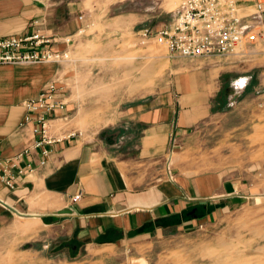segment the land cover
I'll use <instances>...</instances> for the list:
<instances>
[{
	"label": "crops",
	"instance_id": "0c3cea01",
	"mask_svg": "<svg viewBox=\"0 0 264 264\" xmlns=\"http://www.w3.org/2000/svg\"><path fill=\"white\" fill-rule=\"evenodd\" d=\"M71 1L0 0V36L30 33L39 19L47 33L74 39L58 44L71 51L70 62L0 65V234L19 218L28 219L22 223L25 229L40 220L42 229L69 242L63 244L64 250L80 258L70 264H138L148 260L154 248L225 219L251 191L252 176L237 164L221 161L218 168L193 171L191 165L183 167L174 153L187 140L198 138L201 124L227 115L213 113L222 91L228 106L240 103V98L254 106L247 120H236L228 127L231 116L224 118L223 139H242L245 125L264 124L259 117L264 112V82L260 79L259 86H183L177 94H155L130 109L135 112L118 125L123 133L118 126L109 128L110 133L104 130V135L100 130L78 134L61 126L49 130L54 141L37 145L38 125L26 120L29 112L24 100L57 79L67 105L56 116L72 117L86 104L81 59L73 50L82 40L77 33L81 22L67 34L50 14L58 7L62 25V7H69ZM71 64L75 70L68 73ZM57 121L52 114L48 127ZM225 145L241 147L238 141ZM79 193L80 199L73 201Z\"/></svg>",
	"mask_w": 264,
	"mask_h": 264
},
{
	"label": "rangeland",
	"instance_id": "374dc122",
	"mask_svg": "<svg viewBox=\"0 0 264 264\" xmlns=\"http://www.w3.org/2000/svg\"><path fill=\"white\" fill-rule=\"evenodd\" d=\"M181 1L72 0V5L62 7L65 11L62 25H59L60 10L53 7L50 11L53 23L64 27L67 34L76 30L79 21L81 25L87 24L84 34L80 35L79 46L73 49L81 59L82 82L86 86L82 94L87 97L78 114L67 121L53 123L51 130L66 126L78 134L87 130H100L101 133L121 125L124 118L135 112L130 109L134 110L142 100L155 94L169 97L183 86H242L243 83V86H259L260 79L264 82V28L259 41L246 50L247 53L228 58L170 57L165 44L143 36L142 30H157L171 22ZM71 66L68 73L75 70V66ZM238 101L241 102L228 106L225 91L216 97L213 113L231 116L228 127L236 120H247L254 109L250 101L241 98ZM225 117L201 124L198 138L187 140L185 147H179L174 156L180 159L183 167L193 166V171L218 168L221 161L237 164L252 176L251 191L225 219L207 229H192L187 236L163 248H154L149 251L151 257L138 264H213L211 254L226 253L229 245L237 250L233 256L252 258L254 254L260 260L258 264H264V237L253 234L249 227L251 223L264 227V124L245 125L242 139L229 137L226 140L223 139L227 126ZM259 117L264 120V112ZM117 128L123 133L122 126ZM226 141H238L241 147L230 148L225 145ZM251 219L254 220L251 222ZM25 220L28 219L19 218L0 234V264L78 261L74 251L63 249L66 239L42 229L44 225H39L40 220L37 225L25 229L22 225Z\"/></svg>",
	"mask_w": 264,
	"mask_h": 264
},
{
	"label": "built area",
	"instance_id": "2783aa9c",
	"mask_svg": "<svg viewBox=\"0 0 264 264\" xmlns=\"http://www.w3.org/2000/svg\"><path fill=\"white\" fill-rule=\"evenodd\" d=\"M79 17L83 18L82 15ZM44 25L43 20L36 19L30 33L0 36V65L70 62L73 59L71 51L59 48L58 44L73 42L72 36L59 39L47 33ZM86 25L84 23L78 29V35L84 34ZM263 28L264 0H182L171 22L157 30L146 28L142 34L165 44L170 57L194 60L244 55L246 50L259 41ZM23 104L29 112L26 120H35L38 125L35 133L41 138L37 145L55 140V135L49 134L51 127L47 125L52 114L59 120L71 118L70 114L63 113L56 116L57 110L67 105L63 87L57 79L51 80L37 96L27 98ZM47 152L44 150V153ZM21 155L16 159H20ZM2 163L0 156V165ZM6 182L14 186L10 180ZM80 197V193L76 194L72 200L78 201Z\"/></svg>",
	"mask_w": 264,
	"mask_h": 264
},
{
	"label": "bare ground",
	"instance_id": "6f19581e",
	"mask_svg": "<svg viewBox=\"0 0 264 264\" xmlns=\"http://www.w3.org/2000/svg\"><path fill=\"white\" fill-rule=\"evenodd\" d=\"M165 63V62H164ZM166 64V63H165ZM244 80V79H243ZM238 83V82H237ZM236 83V84H237ZM243 83V82H242ZM240 83V84H242ZM244 84V83H243ZM242 84V85H243ZM258 218V217H257ZM254 219H251V222ZM253 232V234H260L261 237H264V227L263 226H259L257 224H253L251 223V225L249 226ZM240 243V241H239ZM229 244H224V246H228ZM228 251L226 253H220V252H216V253H212L211 254V260L214 261L213 264H258V262L260 260L257 259V256H255L253 254L252 258H248L247 255H240L238 256H233L232 253L236 252L237 250H235V248H233V246L229 245L228 247ZM241 252V251H240ZM239 253V252H238ZM261 254V253H259ZM250 255V254H249ZM252 255V254H251ZM258 255V254H257ZM261 256V255H258ZM263 256V255H262ZM262 263V262H261Z\"/></svg>",
	"mask_w": 264,
	"mask_h": 264
},
{
	"label": "water",
	"instance_id": "95a60500",
	"mask_svg": "<svg viewBox=\"0 0 264 264\" xmlns=\"http://www.w3.org/2000/svg\"><path fill=\"white\" fill-rule=\"evenodd\" d=\"M63 211H67V210H63Z\"/></svg>",
	"mask_w": 264,
	"mask_h": 264
}]
</instances>
